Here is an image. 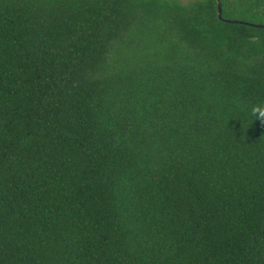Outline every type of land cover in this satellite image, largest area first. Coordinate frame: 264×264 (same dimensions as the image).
<instances>
[{
    "label": "trees",
    "instance_id": "1",
    "mask_svg": "<svg viewBox=\"0 0 264 264\" xmlns=\"http://www.w3.org/2000/svg\"><path fill=\"white\" fill-rule=\"evenodd\" d=\"M219 1L0 0V264H264V0Z\"/></svg>",
    "mask_w": 264,
    "mask_h": 264
},
{
    "label": "clouds",
    "instance_id": "2",
    "mask_svg": "<svg viewBox=\"0 0 264 264\" xmlns=\"http://www.w3.org/2000/svg\"><path fill=\"white\" fill-rule=\"evenodd\" d=\"M260 117H264V109H253Z\"/></svg>",
    "mask_w": 264,
    "mask_h": 264
},
{
    "label": "water",
    "instance_id": "3",
    "mask_svg": "<svg viewBox=\"0 0 264 264\" xmlns=\"http://www.w3.org/2000/svg\"><path fill=\"white\" fill-rule=\"evenodd\" d=\"M217 4H218V14L219 16L221 17V5H220V1L217 0ZM242 23H248V22H245V21H241Z\"/></svg>",
    "mask_w": 264,
    "mask_h": 264
},
{
    "label": "rangeland",
    "instance_id": "4",
    "mask_svg": "<svg viewBox=\"0 0 264 264\" xmlns=\"http://www.w3.org/2000/svg\"><path fill=\"white\" fill-rule=\"evenodd\" d=\"M182 1H187V0H182Z\"/></svg>",
    "mask_w": 264,
    "mask_h": 264
}]
</instances>
